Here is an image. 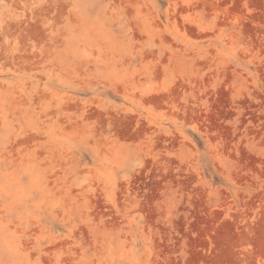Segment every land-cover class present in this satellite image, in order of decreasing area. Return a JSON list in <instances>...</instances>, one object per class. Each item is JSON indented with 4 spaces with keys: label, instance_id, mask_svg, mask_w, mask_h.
Wrapping results in <instances>:
<instances>
[{
    "label": "rangeland",
    "instance_id": "obj_1",
    "mask_svg": "<svg viewBox=\"0 0 264 264\" xmlns=\"http://www.w3.org/2000/svg\"><path fill=\"white\" fill-rule=\"evenodd\" d=\"M0 264H264V0H0Z\"/></svg>",
    "mask_w": 264,
    "mask_h": 264
}]
</instances>
